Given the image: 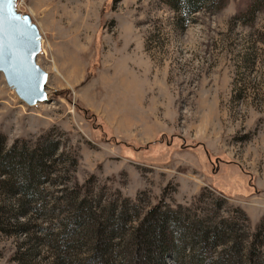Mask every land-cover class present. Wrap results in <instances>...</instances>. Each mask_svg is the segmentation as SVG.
I'll list each match as a JSON object with an SVG mask.
<instances>
[{"label":"rangeland","instance_id":"1","mask_svg":"<svg viewBox=\"0 0 264 264\" xmlns=\"http://www.w3.org/2000/svg\"><path fill=\"white\" fill-rule=\"evenodd\" d=\"M249 1L186 23L159 0L15 1L40 35L46 101L24 106L0 74V135L6 150L44 134L59 148L30 204L0 183V264H55L85 220L80 200L102 215L121 199L179 211L183 257L192 229L220 222L210 259L264 262V8L243 15ZM74 247L77 260L93 249Z\"/></svg>","mask_w":264,"mask_h":264},{"label":"trees","instance_id":"2","mask_svg":"<svg viewBox=\"0 0 264 264\" xmlns=\"http://www.w3.org/2000/svg\"><path fill=\"white\" fill-rule=\"evenodd\" d=\"M159 1L186 23L192 21L195 14L225 0ZM262 8L264 0H250L244 8L243 15H253ZM182 25L184 28L185 24ZM18 142L14 141L6 150L5 139L0 135V176L10 178L0 183L8 187L11 196H17V200L24 199L25 203L30 204L36 194L35 183L39 182L38 179L42 175L49 176L51 163L58 154L59 143L47 134L39 137L33 147L24 144L18 147ZM71 163L75 166L76 161L73 160ZM135 207V202L121 199L118 205L116 201L112 202L109 209L100 215L99 212V214L94 212V207L90 204L86 206L84 201L80 200L78 210H81L77 217L79 221L85 220L81 222L82 224L76 225V230L70 233L69 238L73 239L75 245L79 240L88 237L93 249L88 256L77 260L74 245H68L65 248V258H56L58 262L55 264H164L165 258L175 253L179 257L177 260L182 259L185 249L177 248V242L181 241L182 236L176 235L175 231V228L182 227L177 218L179 211L167 208L162 201L140 213L141 215L137 213ZM243 220L247 221L246 217H243ZM219 224L220 222L192 229L199 241L192 244L190 253L183 257L187 260L186 264H217L203 250L219 246ZM81 227L87 228L84 231L77 230ZM199 243L202 245L200 248ZM259 243L254 254L264 256V251L260 252ZM71 255L75 260L73 263L68 259Z\"/></svg>","mask_w":264,"mask_h":264},{"label":"water","instance_id":"3","mask_svg":"<svg viewBox=\"0 0 264 264\" xmlns=\"http://www.w3.org/2000/svg\"><path fill=\"white\" fill-rule=\"evenodd\" d=\"M13 0L0 11V74L6 87L26 107L46 101L47 74L38 66L40 35L27 14H20Z\"/></svg>","mask_w":264,"mask_h":264},{"label":"snow or ice","instance_id":"4","mask_svg":"<svg viewBox=\"0 0 264 264\" xmlns=\"http://www.w3.org/2000/svg\"><path fill=\"white\" fill-rule=\"evenodd\" d=\"M13 4V0H0V11L3 9H10Z\"/></svg>","mask_w":264,"mask_h":264}]
</instances>
